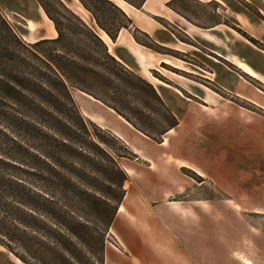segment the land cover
<instances>
[{
  "label": "crops",
  "instance_id": "1",
  "mask_svg": "<svg viewBox=\"0 0 264 264\" xmlns=\"http://www.w3.org/2000/svg\"><path fill=\"white\" fill-rule=\"evenodd\" d=\"M112 1L159 45L181 53H189V48L199 51L198 58L204 59V69L199 67L204 74L200 77L215 83L226 96L182 75L181 71H195L170 58L149 60L151 52L166 55L138 43L127 29L121 30L116 41L106 42L117 58L154 84L179 124L157 142L107 105L114 113L111 117L103 112L87 114L121 138L135 155L133 159L121 158L129 176L128 186L107 236L104 264H264V226L260 225L264 221V86L260 88L251 81L264 85V0H246L255 8L236 11L240 19L236 25L261 46L223 21L204 27L169 7L170 0H156L157 6L170 9V13L166 12L169 16H160L172 19L190 38L183 41L153 17L159 15L148 11L150 0L142 8L134 6L132 13ZM194 1L207 4L213 0ZM214 1L225 4L223 0ZM35 3L0 0L2 7L27 17V26L35 33L26 36L27 41L56 38L54 22ZM148 20L155 26H150ZM124 31L128 32L129 51L133 55L131 64L112 49L125 37ZM135 48L143 55L144 66ZM181 60L188 66L195 65ZM239 61L256 75L242 69ZM159 63L173 67L178 73L170 72L186 78L185 82L170 76L166 69L162 73ZM153 71L175 85L166 81L154 83L145 74ZM186 169L204 178L202 182L187 175ZM203 183H210L220 198L185 199V194L189 196ZM201 201L203 204H199ZM186 210H192V216ZM3 263L25 264L0 244V264Z\"/></svg>",
  "mask_w": 264,
  "mask_h": 264
},
{
  "label": "trees",
  "instance_id": "2",
  "mask_svg": "<svg viewBox=\"0 0 264 264\" xmlns=\"http://www.w3.org/2000/svg\"><path fill=\"white\" fill-rule=\"evenodd\" d=\"M39 1L56 38L27 43L0 10V102L24 109L17 110L20 119L34 130L31 138H19L0 125V244L26 264H104L107 235L129 179L120 159L133 152L82 114L73 89L92 95L157 142L179 119L154 84L117 58L63 0H54L63 13ZM80 1L113 41L127 29L138 43L162 52L154 40L140 38L150 36L112 0ZM126 1L136 8L146 2ZM176 2L168 6L183 13ZM105 8L110 11L101 14Z\"/></svg>",
  "mask_w": 264,
  "mask_h": 264
},
{
  "label": "rangeland",
  "instance_id": "3",
  "mask_svg": "<svg viewBox=\"0 0 264 264\" xmlns=\"http://www.w3.org/2000/svg\"><path fill=\"white\" fill-rule=\"evenodd\" d=\"M45 1L47 3H49V5L51 6L52 10L59 11V12L63 13V11L60 8V6L57 3H55L54 0H45ZM79 1L75 0L76 7H74V8L71 7V5L68 3V1H66L65 4L69 8H71L72 11H74L75 13L77 12L80 16H83L91 24V26H93L100 33L101 36H103L104 35V31H102L97 26V24L95 23V21L93 19L92 14L81 3L83 5L82 6L80 4L81 1L80 2ZM115 1H117L121 6L124 5L122 0H115ZM35 2H36L35 4L37 6L41 5L39 0H35ZM223 2L225 4L219 3L217 1L218 4L207 5V4L197 3L195 1H190V0H177L176 6L183 11V13H184V15L186 17H188L192 21H195L197 24H199L201 26L207 27L209 25H214L216 22L223 21L226 25H228L230 27L235 26V27L240 28L239 26L236 25L239 22V20H240V19H237V12L236 11L245 10V8L247 7L245 5V3L248 2V1H246V0H223ZM38 3H39V5H38ZM248 3L250 4V8H248V7L247 8L248 9H253L254 5L252 3H250V2H248ZM3 4H4V2H3ZM235 6H237V7H235ZM106 7H109V6H106ZM125 8H126L127 12L132 13L134 6L127 5ZM109 9H110V7H109ZM147 9L151 13L159 15L158 17L153 15V17L158 22H160L161 24L163 23L165 26L168 25V29L171 30L173 33H175V35L179 39L185 40V41H190V38L187 37L186 34L183 33L181 30H179L176 24L172 23V19L170 21V20H168L165 17H161L164 14H166V16H169V13H170V11H169L170 9L169 8H164L163 6H161V7L157 6V1L156 0H150L149 3H148ZM0 10H1L2 14L4 15V17L6 18V20L13 27L14 31L18 34V36L22 40H24L25 42L31 43V42L27 41L26 38H25L26 36L31 35V34L34 33L27 26V24H28L27 23V17L26 16L17 15L16 13H14L13 9H10L9 7L7 8V6L6 7H2L1 4H0ZM100 11H101V14H106L110 10H107V8H105V9H100ZM111 12H112V14L117 15L116 11L115 12L111 11ZM166 12H169V13H166ZM143 15L147 16L144 13H143ZM243 20L246 21V18L244 16H243ZM147 22L148 23L151 22V23H149L150 26H155V23H153L152 21L148 20ZM1 33H2V36H1L2 39L4 37H6L5 40L9 41L8 34H5V32H3V31ZM138 35L145 42H150L151 40H155L153 37L149 38V37H147L145 35H141V34H138ZM124 36L125 37H122L121 40L119 41L118 45H112V49H113V51L115 52L116 55H118L119 57H122L126 62L131 64L132 61H133V55L129 51V48H130L129 46L130 45H129V40H128L129 37H128V32L127 31H124ZM131 42H132V44L134 46H137L135 44L134 40H132ZM10 44H12V42ZM160 50L166 56H161V55H158V54H155V53L151 52V54H152L151 57H150L151 59L149 57H148V59L155 61V60H159V59L161 60L162 58H165V57L170 58L173 61H175L177 64L184 65L187 68H189L190 70H194L195 71V73H192V74H190V73L188 74V73H186V71L185 72L181 71L182 75H185L186 77L189 76L191 79H193V80H195V81H197L199 83H202V84H205V85H209L210 87H212V89L213 88H219V86H217L215 83H207L206 81H204L203 77H200L201 75H199V74H204V71L202 70V69H204L202 60H204V59H199L198 58L200 52L197 51L196 49H190L189 48L188 49L189 53L188 52L187 53H181L179 51H176V50H174L172 48H168V47H161ZM135 51H136L137 54H139L140 59L142 61V65L144 66V62H143V58H142L143 55L141 54L139 49L135 48ZM191 54H193V55H191ZM144 57L146 58L145 54H144ZM174 57H178V58L181 57V59H184L185 61H189V62L195 64L196 66L195 65L188 66V65H186V63L183 60L177 59V58H174ZM203 58H204V56H203ZM199 67L202 68V69H200ZM165 69L167 70L168 74L170 76H172L173 78H175L176 80H183V81L186 80V78H181L179 76H175L174 74H172L170 71H175V69L173 67H171L169 65H166V66L164 65L163 66V65H160V63L158 64V70H160L162 73H164V72L166 73ZM176 73H178V72H176ZM249 73H251V72H249ZM151 74H152V72H151ZM153 74H154V76L158 77L162 81H166L167 83H173L175 85V83L173 81H171L167 77L163 76L158 71H153ZM251 74L256 75V73L254 71ZM149 78H150L151 81H153L154 83L157 84V82L151 76H149ZM251 81H253L255 83V85H257L260 88H262L264 86L258 80H256V81L255 80H251ZM73 94H74L75 100L78 103V106H79L82 114L86 118H89L88 115H87L89 113V111L90 112L94 111L95 113L103 112V113H106L110 117L113 116L114 113L112 111H110L109 108L103 102H101L98 99L94 98L92 95H90V94H88L86 92L82 93L81 90H77V89H73ZM11 106L12 105L10 103L9 104H4V102L3 103L0 102V121H1L0 125L2 127H4L5 130L8 129V131H7L8 133L15 134L19 138H31L32 135L34 134V130L27 123H25L24 120L20 119L21 114L18 113L19 111L17 112V110H20V112L23 113V112H25V111H23L24 109L14 105V108L16 109V110H14V108L11 107ZM85 110H86V112H85ZM94 122L96 124H98L99 126H101L96 121H94ZM102 128H104V127H102ZM105 129L109 130L108 128H105ZM134 156L135 155H133V153H132V155H128L127 158H132L133 159ZM120 163H121V159H120ZM185 173L187 175H189L190 177L194 178L197 182H202V180L204 179L200 175H198L197 173H195L194 171H191V170H187L186 169ZM91 180L94 183H96V184H100L96 180L95 181L93 179H91ZM127 186H128V182L126 181V183H125V188L126 189H127ZM185 197H186L185 199H200V200H203V201L204 200L214 201V200H217V199L220 198V193L210 183H203V185H201V184L197 185V189H195V191L191 192V194L189 196H187V194H185ZM199 204H203V202L201 201V202H199ZM185 212H189V216H192V212H193L192 210H189V211L186 210ZM248 217H251V216L249 215ZM199 221H200V223L202 222V220H200V219H199ZM260 225L264 226V221H261ZM107 236H109V234ZM5 249H7V248H5ZM9 252H11V251H9ZM12 254L15 255L14 253H12Z\"/></svg>",
  "mask_w": 264,
  "mask_h": 264
},
{
  "label": "bare ground",
  "instance_id": "4",
  "mask_svg": "<svg viewBox=\"0 0 264 264\" xmlns=\"http://www.w3.org/2000/svg\"><path fill=\"white\" fill-rule=\"evenodd\" d=\"M66 1H68V3L71 5L72 8L76 7L75 0H66ZM122 1H123V3H124V6H125V7H126L127 5L130 6V4H129L128 2H126L125 0H122ZM78 10H79V9H78ZM57 33H58L57 30H55V34H57ZM102 37H103V38L105 39V41H106L107 43H109V44H110V42L112 41L111 38H110L105 32H104V35H103ZM239 66H240L241 68H243L244 70L253 73V71L251 70V68H250L247 64H245L244 62H239ZM145 74H146L147 76H152V78L157 82V84H162V83H164V81H162L161 79H159V78L156 77V76L151 75L149 72H146ZM172 74H174V75L177 76L176 73H172Z\"/></svg>",
  "mask_w": 264,
  "mask_h": 264
}]
</instances>
